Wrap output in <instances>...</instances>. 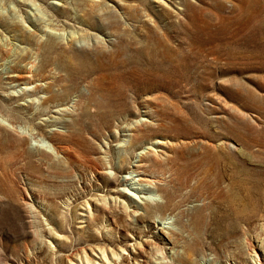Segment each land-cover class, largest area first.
I'll return each instance as SVG.
<instances>
[{
  "label": "rangeland",
  "instance_id": "1",
  "mask_svg": "<svg viewBox=\"0 0 264 264\" xmlns=\"http://www.w3.org/2000/svg\"><path fill=\"white\" fill-rule=\"evenodd\" d=\"M52 1L0 0V17L17 19L7 29L0 26V37L13 42L14 51L43 44L47 38L39 29L52 22L64 33L56 40V55L72 62L84 56L91 64L79 65L85 70L75 75L76 80L82 75L77 91L62 92L45 108L41 101L49 93L35 90L34 83H7L6 76L17 65L9 62L11 57L0 55V115L8 119L0 120V264H177L169 244L159 243L162 254L149 255L153 234H159L160 226L178 230L174 217L163 221L156 216L155 226L145 228L146 235H136L124 219L142 201L144 193L136 189L138 184L129 179L117 187L105 185L90 161L73 159L67 166L64 154L55 153L44 129L65 130L59 120L71 117L78 91L88 97L87 82L98 77L106 85H120L122 91L121 95L110 91L107 99L117 112L115 118L95 137L84 135L89 154L104 156L109 151L111 156L105 159L115 163V156L124 153L121 148L127 145L118 144L127 139L123 134L128 131L121 128L139 118L148 119L141 100L149 95L155 117L168 132L159 138L206 142L218 156H232L245 174L264 178V59L248 57L254 48L241 44L264 43V0H162L161 4L154 0H66L65 11ZM258 26L260 38H248ZM70 31H75L77 39L71 46ZM36 33L42 36L38 40ZM9 121L16 127L11 128ZM221 140L226 145H219ZM147 142L141 146L150 147ZM138 151L130 157L131 166ZM109 166L107 171L113 175ZM228 168L226 182H230ZM127 171L119 175L124 177ZM118 191L127 192L130 200ZM115 214L124 226L114 221ZM212 221L208 217V226ZM212 227L200 234L208 241L207 252L197 253L187 264H217V257L227 254L232 245H238L237 253L255 264L247 255L245 240L232 244L231 237ZM37 228L42 237L35 233ZM250 229L251 236L263 237L264 216Z\"/></svg>",
  "mask_w": 264,
  "mask_h": 264
},
{
  "label": "bare ground",
  "instance_id": "2",
  "mask_svg": "<svg viewBox=\"0 0 264 264\" xmlns=\"http://www.w3.org/2000/svg\"><path fill=\"white\" fill-rule=\"evenodd\" d=\"M154 1L158 4L162 3V0ZM52 2L63 11L67 10L68 2L66 0H54ZM178 8L182 9L181 6ZM56 18L58 17L55 16ZM13 20L8 17H0V26L7 29L13 23ZM38 21L40 20L38 19ZM244 27L245 25H242L240 30ZM260 27H256L253 34L248 38H260L257 35L262 31ZM39 30L42 36H46L45 42L36 47L34 44V47L30 49L22 48L20 51H14L13 42L6 41V37H0V55L5 56V58L11 57L9 62H12V64L14 62V66L17 65V69L13 71L14 73L6 76L9 80H7V83L12 84L17 81H24L29 84L34 83L35 90L49 93L48 97L41 101L42 105L48 108V102L58 100L62 92L68 94L78 90L76 89L78 86L77 82L82 75L78 76V80L75 79V75L79 71L85 70V66L79 65L85 63L86 66H89L91 64L84 60V56H81L75 62L73 61V63L72 60H65L56 55V40L62 39L64 34L63 28L58 27V25L52 22H48L40 27ZM74 32L70 31L69 34L70 39L68 43L70 46L75 44V40H77ZM42 36L37 34L35 36L37 37L36 40ZM256 39H251V42ZM239 40L243 41L242 38ZM241 44L245 47L254 48L253 52L249 51L248 57L256 56L264 59L263 42L258 41L257 44L251 43L250 45H245L244 42ZM21 61L22 63H20ZM87 85L90 89L89 96L85 97L80 91L76 92L77 95H75L77 97L72 105L73 114L71 117L69 115L70 118L66 117L63 120H59V122H63L65 130L60 131L56 128H45L44 136L53 142L52 145L56 154H64L67 166L73 164V159L81 162L90 161L92 169L103 178L105 185L113 184L111 186L117 187L129 179H133L138 184L136 189L144 193L141 196L142 201L131 212H126V219H124L129 228H135L136 235H146L147 230L145 228H153L155 226L156 216L160 217L163 221L167 217H174L173 224L178 226V230L170 226H160L159 234H153L152 245H154V248H150L149 255L162 254L163 247L159 243H162V245L169 244L170 247L168 249L172 254V260L177 262V264H187L188 261H192V256L200 252H207V249H209L208 241L202 240L200 234L205 230L207 232L209 228L215 226L214 228L218 234L232 238L229 240L232 244L245 240L248 243L247 255L251 259L254 258L255 264H264V235L262 237L257 233L251 236L250 231V228L264 216L262 214L264 178L259 175L255 178L252 174H245L244 171L240 170L242 168L237 163L238 161L232 160L231 155V157L229 156L231 159H226L224 155L218 156L206 142L199 141L195 143V141L181 138V141L177 143L172 142L168 137L159 138L162 134L167 135L168 132L163 129L166 127L159 121L160 119L155 117L156 112L150 106L151 96L149 95L142 96L141 100L142 106L146 109L144 114H146L148 119L139 118L136 122L132 124L127 123L122 128L120 125L118 126V129L121 128V130L128 131L123 134L127 136V139L119 140L118 144L124 141L125 143L122 146H125L126 143L127 145L121 148L124 153L118 152L115 156V163L111 162V159H105L106 156H111L108 154L109 151H104V156L101 154H89L85 150L87 144L84 135L88 134L95 137L101 127L108 123L110 118L111 120L115 118L117 112L111 110L112 108L109 107L107 99L110 91H115L114 93L121 95L122 89L120 88L122 87L118 84H115V86L106 85L103 79L98 77L97 80L88 81ZM260 88L263 89L262 86ZM86 99L91 101H86ZM2 107L6 108L5 104ZM54 112H58V109H55ZM214 117L217 118L219 115L215 114ZM2 119L4 121L8 120L1 114L0 120ZM139 121L141 122L137 123ZM10 123L12 122L9 121L8 125L11 128L16 127ZM115 133L116 129L113 134L117 136V133ZM144 140L148 141L147 143H149L150 147L143 148L141 146ZM218 144L223 146L226 145V142L221 140ZM191 150L196 153H193ZM199 150L200 152L202 151L203 155H196ZM136 151H138L136 154L137 160L131 166L130 157ZM108 166L114 170L113 175L108 173ZM227 167L231 171L229 172L231 173L230 182L225 181V176L228 173L226 172ZM124 170L128 171L123 177L119 173L124 172ZM224 172L226 173L224 174ZM239 172L241 175H239ZM128 174H131L130 177H128ZM235 184H237V187H234ZM118 193L120 196L130 200L127 192L118 191ZM25 203L32 207V204ZM122 209L126 210L127 207L122 205ZM208 217L213 220L211 224L209 223V226ZM115 218L116 220L114 221L116 223L121 222L124 226L123 220L119 219L117 214H115ZM149 232L151 231L149 230ZM184 232H186V235H184ZM35 233L38 237H42L39 228L35 230ZM233 233L235 235H232ZM194 234H196L195 237H193ZM232 246L233 248L229 252L227 251V254L221 255V257L218 256L215 262L217 264H224L230 260L232 264H249L247 257L239 252V254L237 253L236 249L238 245ZM163 258H166V256H163Z\"/></svg>",
  "mask_w": 264,
  "mask_h": 264
}]
</instances>
